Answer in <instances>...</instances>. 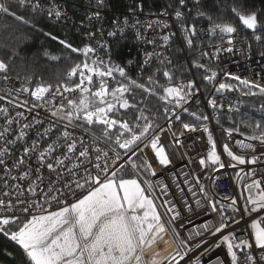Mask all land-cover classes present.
I'll return each mask as SVG.
<instances>
[{
	"label": "snow or ice",
	"instance_id": "6c2138e0",
	"mask_svg": "<svg viewBox=\"0 0 264 264\" xmlns=\"http://www.w3.org/2000/svg\"><path fill=\"white\" fill-rule=\"evenodd\" d=\"M180 3L183 5L184 0H180ZM15 7L20 9L31 8L33 12L37 10L44 11L39 0L35 3L33 0H15ZM232 11L238 16L239 22L245 28L253 31L257 29L258 18L256 13L244 14L235 7H233ZM0 13L12 16L15 20L22 23H29L24 17L16 14L13 10V5L8 3L7 0H0ZM47 15L49 17L54 15L59 20L62 13L55 7H49ZM97 15L99 14L97 13ZM200 15H203V13H200ZM180 16L181 13L177 11V19ZM217 29L221 33L226 34H232L236 31V28L230 23L215 24L209 31ZM186 31L195 35L194 28L186 29ZM44 34L51 36V33ZM88 35L91 37L92 33ZM108 35L113 36L115 33L109 32ZM51 38L58 40L70 53H76L84 58L81 63H76L67 72L66 78L72 83H61L54 91L50 84L43 83H38L34 89L22 85L17 91H23L25 94L30 95L33 100L44 101L45 103H54L58 95L63 96L67 100V106L60 104L58 107H55L51 115L60 121L66 120L65 129L73 126L74 121H81L79 125L81 127L88 125L89 127L85 131H90L94 125L103 126L104 138L111 140L112 130L118 127L119 131L114 143L119 149L124 150V155L127 156V159H123L121 153L117 152L114 148L112 151L115 153V157L110 160L108 152L97 148L95 149L97 152L96 163L93 164V167L96 169L95 173L86 167L84 168V175L74 172L73 169H68V176L71 178L65 179L63 174L57 172L58 168L66 167L63 159L52 157L54 163L46 161V157L50 156L55 150V142L49 144L44 151L39 152L37 157L38 164L47 167L50 173L57 172L58 179L64 180L63 184L57 187L52 181H49L47 191L41 190L37 192L39 184L33 187L35 181H32L28 185L27 191L32 196L38 197L40 202L35 203V208L41 209V213L28 215L30 209L33 208V203L27 202V207L20 209V211L26 214L23 222H20V217L15 215L0 217V235L5 236L22 249L27 264H165L166 261L167 264H173V262L180 264V261L184 259V256L181 255V250L188 247L183 241L180 242V245L175 250V255H171L170 257L162 256L160 251H156V247L160 242L168 244L165 236L170 229L175 234V228L172 227L173 222L181 218L182 214L171 202H166L162 206L171 215L167 222L163 220L162 214L158 210V206L153 198L152 184L146 178H143V183L141 182L140 165L133 160V157L137 156V150L143 152L150 146L159 165L167 167L171 161L166 153V149L160 144L158 134L153 135L143 147H139L142 139L153 129L152 123L142 112L135 117L137 122L144 121L143 127H140L139 123L135 125V127L140 128L138 133L129 123L117 120L112 115L118 112L119 109L127 110L135 107L126 98V94H131L132 89H141L150 95H155L156 93L151 88L145 86V84L129 77L125 68L99 60L98 58L93 59L90 54L94 53L95 49L92 47L86 45L83 48H77L66 40H59L55 36H51ZM162 39L167 42L169 36H164ZM256 39L259 41L260 37L256 36ZM187 43L191 46L193 42L191 39H188ZM228 43L231 44L232 40H229ZM231 50L230 48L227 49V51ZM50 59L56 60L58 57L51 56ZM150 59L151 54H148L144 65H147ZM193 67L204 68L205 66L194 61ZM7 71L8 65L0 61V73H7ZM163 75L167 78L169 84L167 86L157 85L162 90V95L159 96V99L165 105L173 104L177 108L181 107L183 103H187L188 98L193 95L191 90L195 85L189 82L186 85L173 86L171 84L172 74L164 71ZM216 75L215 72L211 75H205L204 80L212 82L215 80ZM225 75L227 76L228 74ZM117 76H119V80H117ZM2 78L4 80L8 79L6 75ZM74 78H78V82ZM230 79L238 80L241 85L249 90L259 88V93L264 95V87L258 84L241 80L237 76H231ZM30 83L31 80L29 79ZM148 83L156 84V81L152 76H149ZM237 90L239 89H236L234 85L227 82H219L215 87L217 93ZM76 92L79 93L78 101L76 99H69L65 95L66 93ZM243 94L256 95L255 92L251 91L243 92ZM208 104L213 109L217 107L215 100H209ZM17 106L19 107V105ZM229 110H232L231 106ZM0 112L6 114L7 109L0 108ZM18 115L22 114L18 113ZM173 115L177 121L181 120L180 115ZM192 115L198 120L201 119L195 113H192ZM202 119L208 120L209 117L204 116ZM12 122V120L8 121L9 124ZM24 127L28 128L31 125L26 124ZM183 127L189 131L196 130L189 124H184ZM249 127L252 126L249 125ZM169 128H171V123H169ZM51 130L50 127L46 128L44 134L51 132ZM204 131H208L207 127L204 128ZM225 131L229 136L232 135V130L226 129ZM252 133L248 139L257 141L260 146H264V126L260 123L255 124L252 127ZM44 134L38 133L42 137ZM3 135L4 133H0V136ZM24 135L25 133L21 131L18 139L22 140ZM70 136H72V133L65 130L61 134V137H58V140L63 139L65 141L66 153L64 155L75 154L77 152L75 139L69 142ZM96 139L98 138L93 137L94 142ZM80 143L83 145L85 142L81 139ZM176 143L179 144L180 141L177 139ZM208 143L210 148L207 151L206 157L199 160L202 170L211 168L212 171L216 172L225 167L235 168L238 165H256L261 159H264V152L246 158L244 155L235 154L229 145L225 144L223 151L230 158L229 162L225 163L222 161L221 155L217 153V146L211 136H209ZM238 146L242 150H250L253 153L256 151V146L250 143L238 142ZM36 148V142L33 141L31 149L27 147L23 149L24 157H28ZM6 152L7 149L0 151V157H3ZM87 156H89V149L88 147H84L83 150L79 151L78 159ZM101 159H103V163H100ZM89 162L91 163V161ZM17 163L23 165L25 160L20 159ZM0 164H4L3 159H0ZM73 167L79 168L80 165L77 164ZM128 167L132 168L134 175L125 178L121 170ZM143 167L152 176L156 175V171L147 157L143 160ZM34 171L37 174V179H40L41 183H43L39 175L41 171L40 167L38 166ZM236 175L239 177L240 173ZM28 176L29 172L25 171L22 175L12 178L24 181ZM254 176L255 171H247L245 173V178L251 181L244 185V189L248 193L247 200L245 201L248 207L244 208L239 219L225 216L224 208H217L216 206L220 201L209 200L211 211L218 213L222 221L219 225L215 226V231L212 235L221 233L225 228L229 227V220L234 224H239L244 215L259 213L264 210V179H253L252 177ZM197 183H199V180H197ZM144 185H147V187ZM161 191L167 195L166 188H161ZM191 191L192 189L189 188V192ZM78 193L80 194L78 195ZM200 193L204 195L205 199L208 198L203 187L200 188ZM5 195H8V193H5ZM69 198H71V202H69ZM224 199L230 200L232 212H240L235 207L238 203L235 198L224 197ZM20 203L24 204L26 201L20 200ZM53 203L57 207L55 210L49 211ZM196 203L199 205L200 201L197 200ZM45 205H48V207H45ZM4 206V201H0V207ZM12 207L11 203L7 205L9 210ZM187 210L191 212L192 208L189 206ZM261 223H264V217L251 223L252 232L250 236L254 240V247L264 250V227L260 226ZM13 224L17 225L15 230L10 227ZM203 227L207 229V225ZM233 239L235 238L224 235L214 247L226 246L231 264H239L237 254L233 249L234 247L247 248L249 244L245 239H242L239 244H233ZM205 251L208 250L206 249ZM199 260L200 257H197L193 264H199ZM245 260L247 264H253L252 255L246 253ZM217 261L218 264H224V261L220 260L219 257H217Z\"/></svg>",
	"mask_w": 264,
	"mask_h": 264
},
{
	"label": "built area",
	"instance_id": "2783aa9c",
	"mask_svg": "<svg viewBox=\"0 0 264 264\" xmlns=\"http://www.w3.org/2000/svg\"><path fill=\"white\" fill-rule=\"evenodd\" d=\"M9 1L15 2V0ZM74 1H78L80 6L73 5ZM161 1L163 8L156 13H142L137 10H129L122 14H112L107 10L108 0H39L44 11L37 10L36 13L44 15L47 20L56 24H62L63 26L70 24V26L74 25L77 29L85 31L86 41L82 48L86 45L92 47L95 49L94 53L90 54L93 59L98 58L113 65L120 66L113 47L114 44L118 41H123V39L133 41L136 46L127 49L128 52L132 50V55L125 57V70L129 77L132 73L137 77H141L144 74L142 73L143 70L146 71V69L151 68L157 63H170L172 34L180 42L176 23L183 22L185 15L179 11L181 16L177 19V11L172 12L167 7L166 0ZM199 1L187 0V10L191 11ZM33 2L35 3L37 0H33ZM49 7H55L62 13L59 20L54 15L52 17L47 15ZM26 9L32 11L31 8ZM73 13H75L74 16ZM2 15L3 13H0V22ZM194 29L195 32L207 37L210 41L208 47L202 51L201 59L203 63L210 65V70L206 75H211L215 72L217 74L216 78L214 81L209 82L211 89L205 98L202 97L203 92L196 82V89L192 92L193 95L188 98L187 103H183L179 108L173 105L174 107L168 113L165 123L148 139L149 141L153 135H159V142L166 149V153L171 161L168 171L171 168L170 172L174 173L173 179L178 184L175 185L178 188H183L185 186V178L189 179L193 189L201 199L200 206L195 207L190 213L183 214L172 225L175 228V234L172 233L178 246L181 241L188 245L187 248L181 250V255L184 256V259L181 260L180 264H193L197 257H200L199 264H218L217 257L223 260L224 264H231L226 246L214 247L224 235L234 237L235 239L232 240L233 244H239L242 239L248 241L249 247H234L233 249L237 254L239 264H247L245 260L246 253L253 256V264H264V259H262L264 257V250L255 248L254 240L250 236V223L264 216V210L259 213L244 215L239 224H234L229 220V227L225 228L221 233L212 235L215 231V226L219 225L222 221L218 213L211 211L209 204V200L220 201L216 206L217 208H224L225 216L239 219L244 208L248 207L245 203L248 194L244 189V185L251 181L245 178V173L247 171H255L253 179H264V159H261L256 165H238L235 168L225 167L216 172L212 171L211 168L202 170L199 164V160L206 157L207 151L210 148L208 143L209 136H211L213 142L216 144L217 153L221 155L222 161L228 163L230 160L224 153L223 145L218 139L213 119L218 113H231L237 110L239 100L234 91L217 93L215 91L216 85L219 82L232 80L230 79L231 76H237L241 80H247L264 87V53H253L250 49L245 48L244 44L246 40L239 31H235L231 36L219 34L213 39L210 32L203 25H197ZM109 32H114L115 35L109 36ZM89 33H92L91 37H89ZM164 36H169L167 42L162 39ZM229 40H232L231 44L228 43ZM229 48L232 50L227 51ZM148 54H151L150 62L144 65ZM225 74L228 75L226 76ZM3 76L0 73V97H2L0 99V108L7 109V113L0 112V133H4L3 136H0V151L7 149V152L3 157H0V159L4 160V164H0V201H4L5 205L4 207H0V217L15 215L19 216L20 219H25L26 214L20 211V209L27 207V202L33 203V208L30 209L28 215L40 214L42 211L35 208V203L40 202L38 197L32 196L27 191L28 185L32 181H35L33 187L39 184L37 192L41 190L47 191L49 181H52L55 186L60 187L64 180L58 179L57 172L63 174L65 179L71 178L68 176V169H73L74 172L84 175V168L86 167L95 173L96 169L93 167L97 156L95 149L99 148L101 151L108 152L110 160L115 157V153L112 151V148L106 144L104 145L99 138L94 142L93 137L96 136L76 125L65 129L67 121H60L51 115L55 107H58L60 104H67V100L63 96L58 95L54 103L35 101L23 91H17V89H20L18 81L12 77L4 80ZM192 76L194 77L193 73ZM116 78L117 80L120 79L119 76ZM74 79L78 82V78ZM66 83L72 82L68 81ZM125 83L127 82L125 81ZM180 84L183 83H172L173 86ZM55 88H52V90L54 91ZM65 95L69 99L79 98L78 92L66 93ZM200 97H202L201 101L199 100ZM209 100L216 101L217 107L215 109L208 104ZM193 104L197 112H204L205 116L209 117V119L195 128V131L183 128L173 135L172 127L178 122L173 114L181 116L185 109ZM230 106L232 108L231 111L229 110ZM18 113L22 115H18ZM9 120L13 122L9 124ZM169 123H171V128H169ZM26 124L31 125V127L25 128L24 125ZM49 127L52 129L51 132L44 134L45 129ZM205 127L208 129L207 132L204 131ZM6 129L7 131L5 132ZM65 130L72 133V136L69 137V142L75 139L77 144V152L75 154L64 155L66 153L65 141L63 139L58 140V137H61V134ZM21 131L25 133L22 140L18 139ZM38 133L44 134L43 137L38 135ZM224 134L227 144L235 154L250 158L251 155H259L264 152V146H260L257 141L244 139L234 133L229 136L226 131ZM81 139L85 142L83 145L80 143ZM177 139L180 141L179 144L176 143ZM33 141L36 142V150L31 152L28 157H24L23 149L25 147L31 149ZM54 142L55 150L50 156L46 157V161L54 163L52 157H59L64 160L66 167H60L57 169V172L50 173L47 167L38 164L37 157L39 152L44 151L49 144H53ZM238 142L255 145V153H248L246 150L240 149ZM84 147H88L89 156L78 159L79 151L83 150ZM140 156L143 160L145 157L149 159L156 171V175L158 171H162L160 170L162 166L155 160L150 146L143 152H140ZM121 157L125 160L127 159V156L122 154ZM20 159L25 160L23 165L17 163ZM103 162V159H101L100 163ZM77 164L80 167L74 168L73 166ZM38 166L41 169L39 175L43 183H41L40 179H37V174L34 171ZM25 171L29 172L26 180L20 181L12 178L22 175ZM121 171L124 173V169ZM237 173H240L239 177L236 175ZM140 176L153 181L156 187V199L161 204L166 203L160 193V189L163 186L157 180L155 181L157 176H152L146 172L144 167L140 170ZM197 180H199V183H197ZM201 187L205 189L207 199L200 193ZM5 193H8V195H5ZM224 197L235 198L238 202L235 207L240 212H232L230 200L224 199ZM20 200H24L26 203L21 204ZM69 202H71V198H69ZM9 203L13 206L11 210L7 208ZM45 207H48V205H45ZM56 207L57 205L53 203L49 211L55 210ZM164 211L169 220L171 214L165 208ZM204 225H207V229L203 227ZM206 249L208 251H205Z\"/></svg>",
	"mask_w": 264,
	"mask_h": 264
},
{
	"label": "trees",
	"instance_id": "16d2710c",
	"mask_svg": "<svg viewBox=\"0 0 264 264\" xmlns=\"http://www.w3.org/2000/svg\"><path fill=\"white\" fill-rule=\"evenodd\" d=\"M7 2L13 5V10L17 15L24 17L29 23H22L15 20L12 16L2 15L0 22V61L8 65L7 73L2 74L18 81L20 88L23 85L34 89L38 83L50 84L52 88H55L61 83L68 82L66 78L67 72L76 63H81L83 57L76 53H70L58 40L52 39L51 36L58 37L59 40H66L74 47L82 48L86 41V32L77 29L74 25L65 24L63 26L62 24H56L47 20L40 13L17 8L14 1L7 0ZM186 3L187 0H184L183 5H181L180 0H166V5L172 12L180 11L185 15L183 22L176 23L181 45L178 43L176 37L172 36L170 45L171 62L167 64L157 63L151 68L146 69V71L143 70L142 73L144 74L141 77H137L133 73L130 75L132 79L145 84L156 94L150 95L141 89L134 88L131 94H126V98L135 107L127 110L119 109L118 112L112 114L113 118L126 121L129 125L133 126L137 133L140 131V128L135 127V125L139 123L140 127H143L144 121L137 122L135 117L140 115L141 112L147 116L153 125V129L142 141L149 139L162 126L166 121L168 113L174 107L173 104L165 105L159 99V96L162 95V90L157 85L167 86L169 84V81L163 75L164 71L172 74L171 84L181 82L186 85L192 82L195 87L191 91L194 92L197 82L205 94L211 89L209 82L204 80V76L210 70V65L203 63L201 59V53L208 47L210 41L207 37L197 32H195V35H192L186 29L203 25L214 39L220 34V31L218 29L209 31L213 25L230 23L246 40L244 44L245 48L250 49L253 53H264V0H200L191 11L187 10ZM72 4L80 6L78 1H74ZM233 7L244 14L256 13L260 30L252 33L246 31L239 22L238 16L233 13ZM162 8L163 3L161 0H108L107 4V10L112 14H122L129 10H137L142 13H156L162 10ZM200 13H203V15H200ZM44 33H51V36H46ZM256 36L260 37L259 41L256 39ZM188 39H191L193 42L191 46L187 43ZM133 46H136L133 41H128L127 39L114 44L115 54L121 67L126 68L125 57L132 55V50L128 52L127 49ZM51 56L58 57V59H50ZM194 61L205 67H193ZM149 76L153 77L156 84L148 83ZM29 79L31 80L30 84ZM225 82L239 89L234 91L239 100V106L234 112L218 113L213 119L218 139L223 146L227 144L224 134L226 129L232 130V133L249 140L248 137L253 134L252 127L255 124L260 123L264 126V95L259 93V88L249 90L238 81L227 80ZM248 91L255 92L256 95L243 94V92ZM78 99L76 100L78 101ZM192 113L200 116L201 119H196ZM204 116V112L196 111L194 104L190 105L187 111L181 114V120L172 127L173 133L177 134L184 128V124L197 128L205 122L202 119ZM73 124L83 130L89 127L88 125L79 126L81 121H74ZM249 125L252 127H249ZM118 131V127L112 130L111 140L104 138L103 126L94 125L87 132L102 140L104 145L106 144L112 149L115 148L117 152L124 155V150L119 149L114 143ZM133 160L140 165V168L143 166L138 154L136 157H133ZM133 175L131 167L124 169L125 178L132 177ZM154 198L156 197L154 196ZM23 220L20 219V222H23ZM260 226L264 227V223H261ZM10 227L15 230L17 225L13 224ZM0 264H27L22 249L3 235H0Z\"/></svg>",
	"mask_w": 264,
	"mask_h": 264
},
{
	"label": "bare ground",
	"instance_id": "6f19581e",
	"mask_svg": "<svg viewBox=\"0 0 264 264\" xmlns=\"http://www.w3.org/2000/svg\"><path fill=\"white\" fill-rule=\"evenodd\" d=\"M177 39V38H176ZM171 62V59H170ZM195 82V79H194ZM207 94L203 93L202 97H206ZM202 97L199 98V100H202ZM234 112V111H233ZM165 123V122H164ZM248 153H251L250 150H246ZM169 165L167 167H163L160 169L162 171L157 172V178H155V181L159 182L163 187L161 188H166L167 190V195H165L161 189L160 193L162 195V198L164 199L165 202H171V204L183 215L185 213H190L187 209L190 206L192 210L200 206L201 204V199L196 193V191L193 189L190 180L185 178V186L183 188H178L177 183L174 181L173 176L174 173H171V168L170 171H168ZM155 176V177H156ZM177 184V185H175ZM189 188L192 189L191 192H189ZM195 193V195H193ZM199 200L200 204L197 205L196 201ZM179 259V257H178ZM181 262V261H180Z\"/></svg>",
	"mask_w": 264,
	"mask_h": 264
},
{
	"label": "crops",
	"instance_id": "0c3cea01",
	"mask_svg": "<svg viewBox=\"0 0 264 264\" xmlns=\"http://www.w3.org/2000/svg\"><path fill=\"white\" fill-rule=\"evenodd\" d=\"M153 198H154V196H153ZM154 200L158 206V210L162 214L163 220L165 222H167V219L164 218L163 211L160 209V205H159L158 201L156 200V198H154ZM165 240L168 241V244L166 245L163 242H160L158 244V246L156 247V251H160L162 256H169L170 257L171 255H175V250L178 247V243H177L176 239L174 238V235H173L171 229L168 232V234L165 236ZM177 259H178V257H177ZM165 264H167V261L165 262ZM173 264H175V262H173Z\"/></svg>",
	"mask_w": 264,
	"mask_h": 264
},
{
	"label": "rangeland",
	"instance_id": "374dc122",
	"mask_svg": "<svg viewBox=\"0 0 264 264\" xmlns=\"http://www.w3.org/2000/svg\"><path fill=\"white\" fill-rule=\"evenodd\" d=\"M199 3V2H198ZM172 36H174V34H172L171 35V41H172ZM178 43L180 44L181 43V41L179 42L178 41ZM74 125V124H73ZM148 141V139H145L144 141H142L140 144H139V147H143L144 146V144H146V142ZM223 148H224V146H223ZM137 154L139 155V157H140V159L142 160V163H143V159L141 158V156H140V152L137 150ZM143 168V166L139 169V173H140V170ZM141 177V176H140ZM142 178V177H141ZM148 181H150L151 182V184H152V192H153V195L156 197V187L154 186V183H153V181L152 180H148ZM141 182L143 183V178L141 179ZM145 187H147V185H145ZM158 201V200H157ZM158 203H159V205H160V209L163 211V214H164V218L165 219H167V221H168V218L166 217V214H165V211H164V208H163V206H162V204L158 201ZM254 221V220H253ZM252 221V222H253ZM251 222V223H252ZM251 223H250V230H251V232H252V229H251Z\"/></svg>",
	"mask_w": 264,
	"mask_h": 264
},
{
	"label": "water",
	"instance_id": "95a60500",
	"mask_svg": "<svg viewBox=\"0 0 264 264\" xmlns=\"http://www.w3.org/2000/svg\"><path fill=\"white\" fill-rule=\"evenodd\" d=\"M242 26H243V25H242ZM243 27H244V26H243ZM244 29H245L246 31L252 33V32H255V31L260 30V26L258 25V27H257V29H256L255 31L250 30V29H247V28H245V27H244ZM234 33H235V32H234ZM234 33H232V34H226V33H221V32H220V34H221V35H224V36H231V35H233ZM247 194H248V193H247Z\"/></svg>",
	"mask_w": 264,
	"mask_h": 264
}]
</instances>
